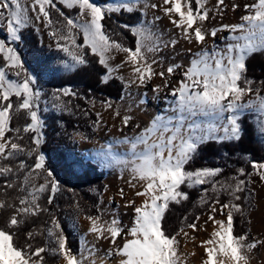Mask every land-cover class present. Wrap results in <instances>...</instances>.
Here are the masks:
<instances>
[{"label": "snow or ice", "instance_id": "obj_1", "mask_svg": "<svg viewBox=\"0 0 264 264\" xmlns=\"http://www.w3.org/2000/svg\"><path fill=\"white\" fill-rule=\"evenodd\" d=\"M206 2L163 0L164 13L180 29L183 38L202 47L194 53L186 68L173 63L166 70L156 72L153 65L157 61L154 58L149 60L148 54L158 52L162 44L174 47L175 39L164 44L146 22L121 25L135 36L133 49L113 40L103 23L113 13H132L137 9L138 0H117L104 5L95 0H58L64 8L78 9L75 17L66 15L54 0H0V29H6L7 34L6 38L0 39V176L23 174L21 182L5 180V187L0 189L5 195L8 189L18 192L14 201L0 199V210L12 209L7 220L0 225V264H43L42 254L46 251L60 257L64 264H105L103 259L98 261L93 258L94 247L90 248L86 242L79 253H74L68 247L67 237L55 216L51 218V227L46 229L53 247H34L31 243L20 246L16 243L14 230L26 223L29 217L48 211L39 203L41 196L48 193L47 202L52 204L59 190L54 172L48 166L45 154L40 151L45 139V122L40 114L42 92L36 87L43 71L55 74L57 69L46 66L43 70L29 71L17 47L13 46L22 41V30L34 21L44 22V27L50 29L49 35L54 39L57 51L69 58L61 61L65 71H74L87 64L85 50L97 56L98 63L106 69L101 78L104 83L120 67L110 64L114 51L125 53V62L132 65L134 79L129 83L143 85L159 75L164 78L163 87L167 88L169 81L165 78L166 74L171 76L184 69L182 78L171 89L173 100L167 111L154 115L143 128L137 124L136 128L140 130L133 136L113 138L94 154L103 166L129 172L131 179L128 184L135 197L125 205L133 211L130 225H122L117 217L110 221L102 220L100 215L86 217L90 224L88 232L97 239L109 241L111 246L106 250V256L116 259V264H186L178 251V236L183 233L187 237L188 233L181 227L179 232L171 234L165 230L163 221L170 204H180L188 199V193L181 190L182 185L191 188L211 183L212 191L216 193L211 211L215 213L216 205H219V211L226 219L215 220L214 215H209L208 219L218 227L211 232L209 239L201 241L205 251L201 264H250L249 253L264 244V240L249 241L248 233L234 234V213L244 214L238 202L248 181L241 177H250L252 173L240 168L236 175L221 182L213 179L222 172L220 168L188 170L186 165L204 142L239 140V120L245 111L257 113L258 131L264 136V95L259 88L253 90L254 81L245 75L248 57L264 52V0L246 4V14L240 17L238 23H222L211 29L205 27L209 18ZM223 4L224 0H217V11ZM150 6L158 7L156 4ZM232 7L235 11L239 5L233 4ZM53 10L61 19H52ZM176 15L179 19H175ZM221 32L227 35L221 37L224 44L219 47L215 38ZM80 37L82 43H78ZM208 37L213 40L210 46L207 44ZM161 89V85H156L153 91L158 93ZM57 91L64 96L75 95L67 88ZM53 95L56 101H60L59 95ZM246 96L248 99L245 101ZM105 103L107 108H112L110 102ZM54 107L62 108L63 105L56 103ZM22 112L29 122L22 128L13 129V116ZM114 115L120 117L124 127L133 120L129 114L121 117L119 110ZM96 116L94 127H100L102 117L100 113ZM9 132H15V137L6 136ZM21 133L30 134L31 147L19 142L24 139ZM22 154L33 157L31 166L23 160L15 167L5 163ZM250 164L253 173L264 181V161L253 160ZM39 178H43L44 182L38 184ZM207 191L204 189L205 195ZM221 192L228 194L227 203L220 204ZM118 194L121 198L125 196L123 188L118 190ZM137 199L140 203L136 202ZM201 203H206L204 196ZM199 219V216L195 218L196 221ZM186 226L193 230L197 228L196 222ZM39 234L42 233L28 231L26 239L30 241ZM84 250L88 251V257L83 255Z\"/></svg>", "mask_w": 264, "mask_h": 264}, {"label": "trees", "instance_id": "obj_2", "mask_svg": "<svg viewBox=\"0 0 264 264\" xmlns=\"http://www.w3.org/2000/svg\"><path fill=\"white\" fill-rule=\"evenodd\" d=\"M54 2H57V6L65 14L76 10L64 8L63 5L58 3V0H54ZM139 14V9L132 13L124 11L113 13L103 23L111 37L117 39L125 46L134 48L135 36L129 29H125L121 25H129L136 21L139 18ZM52 17L54 18V16ZM26 35H31L33 41L37 43L40 41L38 34L31 27L22 30V37ZM2 37L6 38V35L2 34ZM79 41L82 42V37H80ZM18 50L19 53H23L22 49ZM85 59L87 60L86 65L80 66L74 71L62 72L50 82L51 85L70 84L75 93V95L69 96L71 98L69 103L71 110L49 111L43 114L45 139L40 146V151L45 154L47 164L54 172V176L59 183V190L55 194L52 204L47 202L48 193L41 196L39 203L43 208H47L48 211L29 217L26 223L14 230L16 232V243L20 246L31 243L34 247H53V244L49 242L46 229L51 227V218L55 216L67 237L68 247L74 252L78 248L79 241L77 230L70 222L73 210L85 214L97 213L98 211V195L104 186V168L97 161L91 158H83L81 155L74 153L75 141L69 136V131L83 129L87 131V136H91L93 134L92 124L88 121V118L82 115V111L87 110L92 118H96V115L89 108L86 98L92 95L102 99L108 96L120 97L123 90V81L118 75H113L107 83L102 82V73L106 69L98 63V57L85 50ZM0 61L2 62V60ZM246 67V77L254 81L252 88L258 83L264 87V83H261L264 81V52H257L248 57ZM255 116H257V113L253 111H245L241 115L239 120L241 124L239 140H211L202 143L194 158L186 165V169L220 168L222 172L213 179L221 182L236 175L237 170L240 168H244L245 172L249 173L252 169L251 161L264 159V143L257 132ZM26 122L29 121L22 112L19 116H13L11 127L13 129L22 128ZM7 134L12 137L16 135L15 132ZM21 134L24 139L19 142L23 146L31 147L30 134ZM21 160L28 166L33 163V157L25 154L5 161V163L15 167ZM241 178L247 181V175ZM9 179L19 183L23 180V174L0 176V189L5 187V180ZM41 180L44 181L43 178H39L37 181ZM204 189L208 190L206 195ZM181 190L188 193V199L180 204H170L163 221L165 230L171 234H175L180 227L192 223L196 215L202 212L210 201L216 199V193L212 191L211 183L191 188L187 187V185H182ZM17 195L16 189H8L6 195L3 191H0V199L8 201H14ZM240 195L242 198L238 203L244 209V214L241 216L238 213H234V234L237 235L244 234L248 230L246 203L252 204V190L248 187V182L245 191ZM202 196H207L205 199L206 203H201ZM219 200L228 201V194L221 192ZM73 202L75 205H73ZM11 212L12 209L0 210V225L4 224ZM185 217H187L186 220L184 219ZM33 230L42 234L35 235L29 241L26 239V233ZM42 255L44 256L43 264H53L58 259V256L47 251Z\"/></svg>", "mask_w": 264, "mask_h": 264}, {"label": "rangeland", "instance_id": "obj_3", "mask_svg": "<svg viewBox=\"0 0 264 264\" xmlns=\"http://www.w3.org/2000/svg\"><path fill=\"white\" fill-rule=\"evenodd\" d=\"M95 2L100 5H104L106 3L117 2V0H104V1L95 0ZM253 2L254 0H224V4L221 5L219 11H217L216 8L217 0H207L205 6L207 9H209V18L205 22V27L211 29L213 27H218L222 23L223 24L238 23L240 21V17L246 14L244 6L246 4H251ZM151 4H156L158 5V7L152 8L150 6ZM233 4L239 5V7L235 9V11H233V7H232ZM163 7H164L163 0H138L137 9H139L140 11L139 18L136 21L129 24V25H135L140 22H146L147 25L151 28V30L161 37V40L163 41L164 44H168V42L172 39H175L177 41L174 47L171 46L170 44L169 46L165 47L162 44L158 52L148 54L149 60L154 58L157 61V64L153 65L156 72L166 70L168 65L175 63V61H173L174 59L173 55H180L183 54V52L185 53L184 61L177 62L175 64L183 65L186 68L189 65L191 59L193 58L194 53L199 51L202 47L200 44H198L195 50L191 51V48L188 49V47L185 49V42H187V44H189L191 47L193 45L192 42L189 43L187 40L183 38L180 29L176 28L175 25L171 23V18L164 13ZM77 12L78 9L70 11V13H67L66 15L75 17ZM29 14L31 15V13ZM52 16H54V18L52 17L54 21L61 19L58 13H56L55 11L52 12ZM175 19H179L178 15L175 16ZM33 21H34V17H33ZM29 27H31L32 30H34L39 35L40 41L37 43L33 41L31 35H26L22 37V41L19 42L18 45H13L17 47V50L22 49L23 53L22 54L20 53V55L22 60H24L25 62V67L32 72H36L38 68L43 70L46 66L57 69V72L55 74H52L48 71H43V74L38 79V83L36 86L40 88L42 92L40 98V108H41L40 114L42 118H44L43 115L44 112H49V111L59 112L61 110L69 111L71 110V107H69V103L71 100V98L69 97L70 95L64 96L62 92H58L57 90H62L67 88V89H71L72 92H74V90L72 89L73 87L70 84H64V85L50 84V82L53 80L55 76H57L62 72H67L63 70L61 61L69 58L63 52L57 51V49L55 48V41L49 35L50 29L44 27L43 21L40 22L34 21V23ZM2 34L7 35L6 29H0V39H4L2 37ZM226 35H227L226 32H221L217 34V37L215 38V43L217 44V46H219V43L222 41L221 37ZM111 38L113 40L118 41L113 37ZM78 43H82V42H80L78 39ZM183 43H184V49L181 50L180 47L183 45ZM212 43H213L212 38L208 37L207 44L210 46ZM112 56L113 59L110 61V64L113 67H115L116 65H120V67L113 73V75H118L119 77H123L122 79L123 90L121 96L120 97L108 96L105 99L98 98L93 95L87 97L86 100L88 102L89 108H91V110L94 111L95 115L96 113H100V116L102 117L100 127H94V121L97 120V116L96 118H92L91 115L88 114L87 110H83L82 115L88 118V121L92 124L93 134L91 136H87V131H84L83 129H73L69 131V136L71 137V139L75 141L74 153L81 155L83 158H91L97 162L98 160L94 158V156H90L89 152L91 146L89 144L94 142L97 139V137L101 135L104 128H106L105 133L107 132L106 135L108 137H111L112 133L116 135L119 134L118 135L119 138L121 136H129V137L133 136L136 132L140 130L136 128L137 124L140 125V128L145 127L154 115L167 111L170 102L173 100V97L170 94L172 87H167V88L163 87L164 78H161L159 75H156L143 85L139 83H129V81L133 80L134 77L132 75V65L125 62L126 54L123 52L114 51L112 53ZM0 63L2 62L0 61ZM182 70L184 69L181 68L180 70H177L171 76H167L166 74L165 78L168 79L170 86L175 85L174 83H172L173 82L172 77L178 72L182 73ZM105 74H106V70L102 73V76ZM156 78L162 79V81L157 83V85L162 86V89L158 93L155 92V95L153 97H150L148 93V89L150 88L149 86L153 84V81ZM257 88L260 89L261 95H264V87L258 83L255 85L253 90L255 91V89ZM54 93L60 96V101L55 100V97L53 95ZM161 95L163 97H161ZM247 99L248 97L246 96L245 101ZM106 101L112 104L111 109L107 108L105 103ZM141 101H145V102L141 103ZM56 103L62 104L63 107L62 108L54 107V104ZM117 110H119L121 117L125 114L132 115L133 120L129 123L127 127H124L121 124L120 117H116L114 115L115 111ZM255 121H256L257 132L259 134V137L264 143V136H261L258 131L259 125L257 123V116H255ZM6 136H11V135L6 133ZM81 136L86 138L81 139L80 138ZM121 147L123 148V146ZM254 161H264V159L254 160ZM98 164L104 168L105 174L103 179L104 186L98 195L97 213L85 214L83 212H78V211L75 212V210H73L72 212L73 215H71L70 217V222L72 226L77 230L78 241H79L78 248L76 251H74V253H79L82 249V245L86 242L83 223L85 220H87L86 219L87 216L100 215L102 217V220L110 221L113 217L118 216L119 219L120 215H122L121 211H119L120 209L116 211L118 208H121V207H117V205L120 203L119 202L120 197H116V196L113 197V199L111 200L113 207L111 208L110 206H108V204H106L107 202L104 200V195L116 180L117 181L119 180L120 183H124L125 182L124 178L126 177V174L131 179L129 172L124 170H118L115 167H105L99 162ZM249 173H252L250 177L247 175L248 187H250L252 190V195H251L252 204L251 205L248 204L249 202L246 203V217H247L248 230L245 233L249 234L248 236L249 241H253L257 239L264 240V227L261 228V226H264V221H263V225L261 226L258 221L260 205L264 201V195L261 193V186L262 184H264V181H261L259 175L253 173V169H251ZM43 182L44 181L42 180L37 181L38 184ZM116 186H120V185H116ZM123 189L126 190V188ZM118 190L119 189H117L116 193H118ZM132 196L134 197V195ZM206 198L207 196H204V199ZM214 200L215 199L210 201L207 204V207L202 212L196 215V217L199 216L200 218L199 221H196L195 219L193 221L196 222L197 224L196 230L188 228L186 225L182 226L184 228V231L188 233V236L185 237L183 233H181L178 236V241H179L178 251L182 255V258L186 261V264H201V261L205 258V251L204 248L201 246V241H205L209 239L211 232L216 227H218L216 224H214L212 221L208 219L209 215H214L215 220L226 219V217L222 215L221 212L219 211V205H216L217 211L215 213H212L211 208ZM227 202L228 201L220 200V204H224ZM73 205H75L74 202ZM128 208L130 209L131 207ZM126 218L129 220V224H130L133 215H130L129 218L126 215ZM119 220L122 225H124L123 222L127 223V221L124 220L123 218H120ZM179 230L177 232H179ZM263 250H264V244H260L249 253L250 264L254 259L259 263L264 260ZM83 255L85 257H88V251L84 250ZM93 258L97 260L101 258L105 260L107 259V261L109 260V262H111L109 264H116V259L107 257L106 254L105 256L101 255L99 254L98 250H94ZM62 262L63 260L60 257H58L57 261L54 262L53 264H61Z\"/></svg>", "mask_w": 264, "mask_h": 264}, {"label": "bare ground", "instance_id": "obj_4", "mask_svg": "<svg viewBox=\"0 0 264 264\" xmlns=\"http://www.w3.org/2000/svg\"><path fill=\"white\" fill-rule=\"evenodd\" d=\"M182 41V40H181ZM184 42V41H183ZM192 47L187 44V42H185V49L188 47L191 48V51L192 50H195L196 46L198 45L196 42H192ZM224 44V41L222 40L220 43H219V47H222ZM181 50L184 49V43L183 45L180 47ZM190 51V53H191ZM174 56V59L173 61H175V63L177 62H183L184 59H185V53L183 52V54H180V55H173ZM183 71V70H182ZM181 72H178L177 74H175L173 77H172V83H174L176 86L177 84V81H179L181 79ZM162 81V79L160 78H156L154 81H153V84H151L148 89V93H149V96L150 97H153L155 95V92L153 91V89L155 88V86L157 85L158 82ZM174 86H170L169 87H174ZM160 96V95H159ZM161 97H163L161 95ZM151 120V119H150ZM149 121V119H148ZM105 130L106 128H104V130L102 131L101 135L97 137V139L90 143L89 145L91 146V149H90V156H94V154L99 150L100 146L101 145H105L109 142H111L113 140V138H119V134L116 135L114 133H112L111 137H108L106 134L107 132L105 133ZM111 134V133H110ZM122 137V136H121ZM120 137V138H121ZM88 145V146H89ZM116 169L118 170H122L121 168H118V167H115ZM124 171H127V170H124ZM126 174V173H125ZM125 182L124 183H120V181L116 180L111 186H110V189L106 191L105 195H104V200L107 202L106 204H108V206H110L111 208L113 207V204L111 202V200L113 199V197H120L119 199V204L117 205V207H121V208H118L116 211H121L122 215H120V218H123L124 220L127 221V223L123 222L124 225H130L129 224V220L126 218V215L127 217L129 218L130 215H133V211L132 209L126 207V203L128 200H131V199H134L135 197H133L132 195H134V190L132 188L129 187V184H128V181L130 180L129 176L126 174V177L124 178ZM127 181V183H126ZM116 185H120V186H116ZM120 188H126L123 189L124 192H125V196L123 198H121V196L116 193L117 189H120ZM261 193L264 195V184H262L261 186ZM117 194V195H116ZM137 203H140V200L137 199L136 201ZM118 218V216H115ZM110 218V217H109ZM119 218V219H120ZM109 221V220H107ZM258 221L260 223V226L263 225V221H264V201L262 202V204L260 205V212L258 214ZM89 221L88 220H85L84 223H83V228L85 230V240H86V243L87 245L90 247V248H93L94 247V250H98L99 251V254L101 255H104L106 254V250L111 246L109 241L108 240H102V239H97L93 234L89 233L88 232V229H89ZM259 226V227H260ZM264 227V226H261V228ZM260 228V229H261ZM264 251V250H263ZM102 259V258H101ZM99 259V260H101ZM98 260V261H99ZM105 261V264H109L111 262H109V260L107 261V259H103ZM61 264H64V261L61 263ZM251 264H264V260L262 262H257L255 259L251 262Z\"/></svg>", "mask_w": 264, "mask_h": 264}, {"label": "crops", "instance_id": "obj_5", "mask_svg": "<svg viewBox=\"0 0 264 264\" xmlns=\"http://www.w3.org/2000/svg\"><path fill=\"white\" fill-rule=\"evenodd\" d=\"M37 31V30H36ZM39 36V35H38ZM40 39V38H39Z\"/></svg>", "mask_w": 264, "mask_h": 264}]
</instances>
